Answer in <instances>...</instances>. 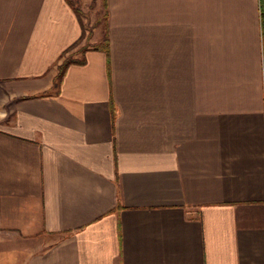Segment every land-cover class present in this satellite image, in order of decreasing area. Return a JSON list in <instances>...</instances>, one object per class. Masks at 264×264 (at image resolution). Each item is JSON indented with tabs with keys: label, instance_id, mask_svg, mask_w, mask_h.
Listing matches in <instances>:
<instances>
[{
	"label": "crops",
	"instance_id": "obj_1",
	"mask_svg": "<svg viewBox=\"0 0 264 264\" xmlns=\"http://www.w3.org/2000/svg\"><path fill=\"white\" fill-rule=\"evenodd\" d=\"M102 3L57 79L70 2L0 0V264H264V0Z\"/></svg>",
	"mask_w": 264,
	"mask_h": 264
},
{
	"label": "rangeland",
	"instance_id": "obj_2",
	"mask_svg": "<svg viewBox=\"0 0 264 264\" xmlns=\"http://www.w3.org/2000/svg\"><path fill=\"white\" fill-rule=\"evenodd\" d=\"M77 8V13L82 22L83 35L75 47L67 49L65 58L74 59L72 55L80 48L91 47L96 44L97 31L101 28V21L104 16L102 0H72ZM100 24V26H99Z\"/></svg>",
	"mask_w": 264,
	"mask_h": 264
},
{
	"label": "trees",
	"instance_id": "obj_3",
	"mask_svg": "<svg viewBox=\"0 0 264 264\" xmlns=\"http://www.w3.org/2000/svg\"><path fill=\"white\" fill-rule=\"evenodd\" d=\"M70 2V4L72 5L73 9L75 10V12H78L77 11V8L76 6H74V2L72 0H68ZM78 14V13H77ZM80 19V17H79ZM82 35H83V32L81 34V36L76 40L74 41L72 44H70L67 49H69L70 47H73L75 44H77L79 42V40H81L82 38ZM90 47V46H89ZM92 48H96V49H104V51L107 53V57H108V38L106 36V33L103 34V37L101 39V41L97 44H92L91 46ZM83 49H85V47H82ZM67 49L65 51H67ZM64 51V52H65ZM61 55H63V53ZM81 60L79 59H69V58H65L61 61V63L58 65V73H57V79H59V77L64 73V70H65V67L71 63V62H80Z\"/></svg>",
	"mask_w": 264,
	"mask_h": 264
}]
</instances>
